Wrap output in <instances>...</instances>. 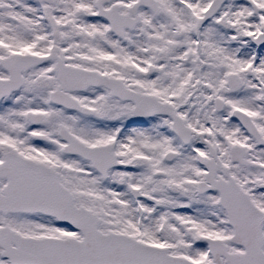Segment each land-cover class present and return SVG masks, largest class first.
<instances>
[{
  "label": "snow or ice",
  "instance_id": "obj_1",
  "mask_svg": "<svg viewBox=\"0 0 264 264\" xmlns=\"http://www.w3.org/2000/svg\"><path fill=\"white\" fill-rule=\"evenodd\" d=\"M0 264H264V0H0Z\"/></svg>",
  "mask_w": 264,
  "mask_h": 264
}]
</instances>
